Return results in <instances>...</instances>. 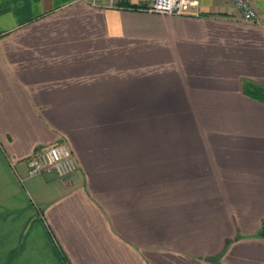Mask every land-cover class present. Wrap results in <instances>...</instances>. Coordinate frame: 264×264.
<instances>
[{"label": "crops", "instance_id": "obj_1", "mask_svg": "<svg viewBox=\"0 0 264 264\" xmlns=\"http://www.w3.org/2000/svg\"><path fill=\"white\" fill-rule=\"evenodd\" d=\"M152 1L0 0V264H264V0Z\"/></svg>", "mask_w": 264, "mask_h": 264}, {"label": "built area", "instance_id": "obj_2", "mask_svg": "<svg viewBox=\"0 0 264 264\" xmlns=\"http://www.w3.org/2000/svg\"><path fill=\"white\" fill-rule=\"evenodd\" d=\"M95 7L112 9L117 0H80ZM235 8L247 22H256L257 14L247 0H231ZM200 0H153L148 9L149 13L163 16H199ZM28 176L40 175L44 172L54 173L63 179L75 169L72 153L64 142H56L38 149L26 161Z\"/></svg>", "mask_w": 264, "mask_h": 264}, {"label": "trees", "instance_id": "obj_3", "mask_svg": "<svg viewBox=\"0 0 264 264\" xmlns=\"http://www.w3.org/2000/svg\"><path fill=\"white\" fill-rule=\"evenodd\" d=\"M244 93L258 100H264V90L257 89L252 85L245 86ZM258 235L264 238V224H262Z\"/></svg>", "mask_w": 264, "mask_h": 264}, {"label": "rangeland", "instance_id": "obj_4", "mask_svg": "<svg viewBox=\"0 0 264 264\" xmlns=\"http://www.w3.org/2000/svg\"><path fill=\"white\" fill-rule=\"evenodd\" d=\"M190 110H191V109H190ZM191 111H192V113H193V116H195V111H196V110H195V109H192Z\"/></svg>", "mask_w": 264, "mask_h": 264}]
</instances>
